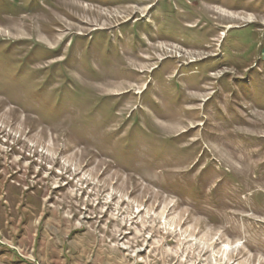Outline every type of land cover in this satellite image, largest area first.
<instances>
[{
	"label": "rangeland",
	"instance_id": "obj_1",
	"mask_svg": "<svg viewBox=\"0 0 264 264\" xmlns=\"http://www.w3.org/2000/svg\"><path fill=\"white\" fill-rule=\"evenodd\" d=\"M0 264H264V0H0Z\"/></svg>",
	"mask_w": 264,
	"mask_h": 264
}]
</instances>
